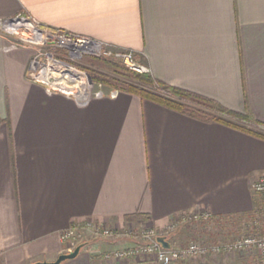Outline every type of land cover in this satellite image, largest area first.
Instances as JSON below:
<instances>
[{"label": "crops", "instance_id": "crops-1", "mask_svg": "<svg viewBox=\"0 0 264 264\" xmlns=\"http://www.w3.org/2000/svg\"><path fill=\"white\" fill-rule=\"evenodd\" d=\"M16 17L132 50L153 78L246 114L264 134V0H0V21ZM12 35L0 27V264L54 261L73 223L140 214L160 228L251 211L264 137L126 92L67 93L29 75L34 48ZM184 223L194 235L198 223ZM133 243L85 234L59 264H157L102 258Z\"/></svg>", "mask_w": 264, "mask_h": 264}, {"label": "built area", "instance_id": "built-area-1", "mask_svg": "<svg viewBox=\"0 0 264 264\" xmlns=\"http://www.w3.org/2000/svg\"><path fill=\"white\" fill-rule=\"evenodd\" d=\"M21 20L14 21L13 19L0 21V27L8 31L11 34H20V30L23 29V25H20L17 29H14V24L28 22L34 28H36V36L30 34L29 36L21 35L20 42L32 46L36 53L43 56L42 59L34 58L29 66V75L35 79L37 75L44 71L47 67H54L60 65L71 69V71L78 73V70L71 64H64L58 56L65 57L71 62H77L81 60L83 56L101 57L111 59L113 61L121 63L127 69L135 71L137 73H149L148 67L140 64L134 58V52L129 49L113 48L105 45L104 43L92 39L88 36L78 35L61 31L54 28H48L41 26L34 20H25L26 18L20 17ZM25 28V27H24ZM36 40H33V37ZM63 50L65 52H58ZM36 54V56H37ZM66 65V66H64ZM73 67V68H72ZM86 74V73H84ZM45 75V74H44ZM46 77V76H45ZM56 80L55 76L45 79V82H51ZM62 83L56 80L55 86L61 88ZM117 90L110 92L111 95L115 94ZM103 93L99 90L94 95L100 96ZM250 189L254 195L264 197V174L258 176L250 182ZM212 215L209 212H193L187 214L183 220L193 222H210ZM177 220H171L170 224ZM85 234L92 235L97 238L115 236L119 237L124 235L123 232L115 228L100 227V225L93 221H85L82 223H73L68 228L64 229L60 234V239L65 245L66 252L72 251L77 245H79ZM159 235L154 229H144L140 237H143L145 242L139 243L129 249L114 250L110 252L102 253V258L108 261H115L128 258H137L142 253L152 257V261L157 264H175L184 261H198L204 260L208 256H216L219 254H229L239 251L250 250L255 248L258 253V264H264V236L256 235H244L231 241H225L220 243H201L199 241H191L184 246L170 245L169 248H164L157 241ZM165 239L167 238L164 236ZM137 260H141L137 258Z\"/></svg>", "mask_w": 264, "mask_h": 264}, {"label": "trees", "instance_id": "trees-1", "mask_svg": "<svg viewBox=\"0 0 264 264\" xmlns=\"http://www.w3.org/2000/svg\"><path fill=\"white\" fill-rule=\"evenodd\" d=\"M58 52L65 51L58 50ZM57 58L61 59L64 64H71L79 71L88 72L95 85L101 84L111 90L134 94L141 99L156 102L203 122H220L264 137V134L257 129L248 128L250 125L260 127L261 124L253 121L246 114L225 108L213 99L163 83L153 78L149 73H137L127 69L121 63L101 57L83 56L77 62H71L58 55ZM90 66L95 69H90ZM229 218L230 216L213 217L210 223L220 224L231 221ZM125 220L140 224L148 221V217L132 214L126 216Z\"/></svg>", "mask_w": 264, "mask_h": 264}, {"label": "rangeland", "instance_id": "rangeland-1", "mask_svg": "<svg viewBox=\"0 0 264 264\" xmlns=\"http://www.w3.org/2000/svg\"><path fill=\"white\" fill-rule=\"evenodd\" d=\"M21 28H24V26ZM21 30H20V35H24L22 34L24 30L28 32L26 36H29V33L34 34L33 32L28 31L27 29H21ZM20 35L13 34L12 37L18 38V36ZM34 51L36 53L35 49ZM35 57L38 59L40 58L42 59L43 56H40L39 54H37V56ZM89 68L95 69L92 66H90ZM78 72H81V71L78 70ZM82 74H84L87 78V83L83 85L86 91V97L94 95L99 90L101 92L112 91L111 89L105 87L104 85H101V84L95 85L91 81V77L88 72L82 71ZM254 199H255L254 204L250 212L232 216L229 218L231 221L222 222L220 224H215V223H210V222L206 223L204 221L197 222L198 223V225L196 224L197 231H195L194 235H191V234L188 235L189 232L185 233L182 229H180L182 225L184 226L186 224L184 222L188 221V219L186 220L180 219L179 221H175L173 222V224L171 223L169 227H168L169 223H167L166 225L160 228L156 227L151 221H145V222L138 224L136 222H127L125 220L122 226H112L111 227V226H106V225H100V227H106L108 229L115 228L123 232L124 235L122 236H119V237H115V236L100 237L98 236L97 238H95L92 235H89V237L91 240L93 239L108 240V239H120V238L122 239L123 238V239H129V240L135 241V244L134 243L130 245L127 244L123 247L115 248L110 251L129 249L139 243H144L145 242L144 238L140 237V234L144 229H154L157 234L166 236L168 239L175 242L176 244L180 242L181 245H186L191 241H199L201 243H220V242H225V241H231L239 237H242L244 235H256V236L262 237L264 236V197L254 195ZM137 258L148 261V262L152 261L153 259L152 257H149L147 256V254H144V253H142L141 255H138ZM137 258H128V259L135 260ZM257 260H258V253L255 248H251L248 251L247 250L239 251V252L229 253L226 255L219 254L216 256H208L204 259V261L206 262L205 264H258ZM198 261H202V260L199 259Z\"/></svg>", "mask_w": 264, "mask_h": 264}, {"label": "bare ground", "instance_id": "bare-ground-1", "mask_svg": "<svg viewBox=\"0 0 264 264\" xmlns=\"http://www.w3.org/2000/svg\"><path fill=\"white\" fill-rule=\"evenodd\" d=\"M20 25H23L25 27L23 29H27L28 31L33 32L36 36L37 30L30 23L28 22L16 23L14 24V29H17ZM27 33L28 32H26L25 30L22 32V34L24 35H27ZM35 36L32 38L33 40H36ZM44 74L45 76L47 74L54 75L56 80L62 83L61 88L65 92L74 93L81 97H86V91L83 85L87 83V78L84 74L75 73L71 71V69L60 65H56L54 67H47L46 69H44V71L40 72L37 75V78L46 79Z\"/></svg>", "mask_w": 264, "mask_h": 264}, {"label": "water", "instance_id": "water-1", "mask_svg": "<svg viewBox=\"0 0 264 264\" xmlns=\"http://www.w3.org/2000/svg\"><path fill=\"white\" fill-rule=\"evenodd\" d=\"M13 20L14 21H19V20H21V18L20 17H16ZM25 20H27V19H25ZM156 239L162 245V247H164V248H169L170 247V243L165 239L164 236H158ZM80 248H81V244L77 245L72 251L65 252V253H62V254L58 255V257L52 262L37 261V262H34L33 264H59L60 262H62L64 260L74 258L78 254Z\"/></svg>", "mask_w": 264, "mask_h": 264}]
</instances>
